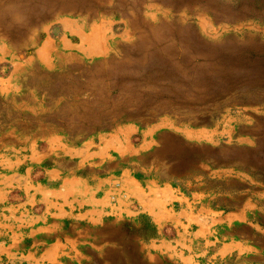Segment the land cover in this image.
<instances>
[{
	"label": "rangeland",
	"instance_id": "rangeland-1",
	"mask_svg": "<svg viewBox=\"0 0 264 264\" xmlns=\"http://www.w3.org/2000/svg\"><path fill=\"white\" fill-rule=\"evenodd\" d=\"M37 80L62 82L67 139L160 126L264 215V0H0V97Z\"/></svg>",
	"mask_w": 264,
	"mask_h": 264
},
{
	"label": "crops",
	"instance_id": "crops-1",
	"mask_svg": "<svg viewBox=\"0 0 264 264\" xmlns=\"http://www.w3.org/2000/svg\"><path fill=\"white\" fill-rule=\"evenodd\" d=\"M35 83L0 97V264H264V215L231 169L196 165L157 125L75 143L62 82Z\"/></svg>",
	"mask_w": 264,
	"mask_h": 264
},
{
	"label": "bare ground",
	"instance_id": "bare-ground-1",
	"mask_svg": "<svg viewBox=\"0 0 264 264\" xmlns=\"http://www.w3.org/2000/svg\"><path fill=\"white\" fill-rule=\"evenodd\" d=\"M66 24H67V26L69 25V23H66ZM91 31L92 32L89 33L88 36H86L87 34H83L82 32H78V31H75V32L73 31L72 33H76L75 34L76 40L81 41L80 42V49L81 50L83 49L86 52L100 51V49L102 47V37L100 35V32L98 29H92Z\"/></svg>",
	"mask_w": 264,
	"mask_h": 264
}]
</instances>
